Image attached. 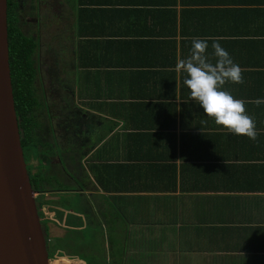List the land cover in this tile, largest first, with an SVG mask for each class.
<instances>
[{
    "label": "crops",
    "instance_id": "crops-1",
    "mask_svg": "<svg viewBox=\"0 0 264 264\" xmlns=\"http://www.w3.org/2000/svg\"><path fill=\"white\" fill-rule=\"evenodd\" d=\"M28 8L33 33L21 29L38 41L40 118L53 141L39 195L50 263L264 264V0ZM194 38L208 41L211 62L217 41L240 66L243 83L223 88L245 101L255 141L189 98L176 64Z\"/></svg>",
    "mask_w": 264,
    "mask_h": 264
},
{
    "label": "water",
    "instance_id": "water-1",
    "mask_svg": "<svg viewBox=\"0 0 264 264\" xmlns=\"http://www.w3.org/2000/svg\"><path fill=\"white\" fill-rule=\"evenodd\" d=\"M20 142L0 0V264H51Z\"/></svg>",
    "mask_w": 264,
    "mask_h": 264
},
{
    "label": "trees",
    "instance_id": "trees-1",
    "mask_svg": "<svg viewBox=\"0 0 264 264\" xmlns=\"http://www.w3.org/2000/svg\"><path fill=\"white\" fill-rule=\"evenodd\" d=\"M22 1L23 0H7L9 68L24 161L26 163L31 187L33 191L38 194L35 197V201L46 238L49 259L50 262H52L54 254L52 249L50 250L48 246L50 242L47 237L45 221L42 219L43 214L41 213V206L44 202L40 200L39 195L46 191V184H50V177L45 174V170L43 169L45 167L43 163L46 162L48 158L41 155V150L42 147H53L52 143H47L44 140V125L39 115V111L44 107V103L40 99L35 86V81L38 77V68L34 56L37 53L39 45L35 37L26 35L21 30L19 5ZM32 159L37 161L34 172L32 171L33 166L30 162Z\"/></svg>",
    "mask_w": 264,
    "mask_h": 264
},
{
    "label": "clouds",
    "instance_id": "clouds-1",
    "mask_svg": "<svg viewBox=\"0 0 264 264\" xmlns=\"http://www.w3.org/2000/svg\"><path fill=\"white\" fill-rule=\"evenodd\" d=\"M208 47L206 39L194 38L190 42L189 55L176 64L177 70L185 74L183 83L190 90L189 98L217 125L255 141V120L246 113L245 101L223 88L226 82L243 83L241 68L217 41L211 43L215 57V62H211ZM256 103H264V98H258Z\"/></svg>",
    "mask_w": 264,
    "mask_h": 264
},
{
    "label": "rangeland",
    "instance_id": "rangeland-1",
    "mask_svg": "<svg viewBox=\"0 0 264 264\" xmlns=\"http://www.w3.org/2000/svg\"><path fill=\"white\" fill-rule=\"evenodd\" d=\"M23 10H24V13H23ZM28 12H29V8H28V0L26 1V6L24 7V8H22V11L20 10L19 11V18H20V27L23 29V31L24 32H26L27 34L28 33H30V34H32L33 33V27L31 28L30 27V25H28V24H26L25 23V20H26V14H28ZM48 31H45V30H42V36L44 35H46V33H47ZM48 36H46L45 38L43 37V41L45 42V40H46V38H47ZM60 43H61V38L58 40ZM62 49H68V45L64 42V45L61 47ZM66 51H64V53H65ZM67 55H68V53H67ZM34 59H35V61L37 60L38 61V59H36V56H34ZM43 63V62H42ZM36 64H37V62H36ZM35 86H36V88H37V93H38V95H39V97L41 98V94H43V93H41V86H40V81H39V78H36V81H35ZM45 89L47 88V87H44ZM41 93V94H40ZM49 97H50V94H49ZM51 102H50V104H49V106H50V109L52 110V111H54L55 110V103H54V100L53 99H51L50 100ZM43 109L44 108H42V109H40V111H39V115H41V117H42V114L44 113V111H43ZM31 165L33 166V172L35 171V169H36V164H37V161L35 160V159H32L31 161ZM36 197V196H35ZM48 246H49V248H50V250H51V247H50V245L48 244Z\"/></svg>",
    "mask_w": 264,
    "mask_h": 264
},
{
    "label": "flooded vegetation",
    "instance_id": "flooded-vegetation-1",
    "mask_svg": "<svg viewBox=\"0 0 264 264\" xmlns=\"http://www.w3.org/2000/svg\"><path fill=\"white\" fill-rule=\"evenodd\" d=\"M23 2V1H22ZM20 7H22V4H20L19 5V9H20ZM22 30V29H21ZM43 111H44V109H43ZM44 115H45V118H46V121H47V117H46V114H45V111H44V113H43ZM40 117H41V115H40ZM51 118H52V116H51ZM50 118V119H51ZM41 119V118H40ZM41 121H42V123H43V125H44V136H45V141L47 142V143H53V141H52V139L49 137L50 135H49V127L47 126V124L44 122L45 120H44V118L43 119H41ZM53 132H56V130L53 128ZM46 143V144H47ZM39 148V147H38ZM41 149V148H40ZM49 149V146H47V147H42V150H48ZM41 155H44V156H46L45 154H43V153H41ZM47 158H48V160H46V162H44L43 164H44V170L48 167H50V169L54 166V158L53 157H51V156H46ZM45 174L46 175H48V170H45Z\"/></svg>",
    "mask_w": 264,
    "mask_h": 264
}]
</instances>
